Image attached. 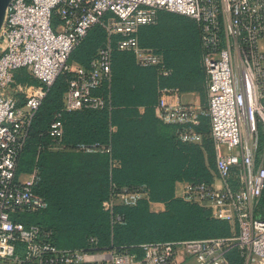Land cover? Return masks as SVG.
Returning a JSON list of instances; mask_svg holds the SVG:
<instances>
[{
	"label": "built area",
	"instance_id": "built-area-1",
	"mask_svg": "<svg viewBox=\"0 0 264 264\" xmlns=\"http://www.w3.org/2000/svg\"><path fill=\"white\" fill-rule=\"evenodd\" d=\"M159 9L199 21L207 103L182 101L178 87L162 86L155 113L176 124L183 141L201 140L195 127L207 116L215 153L214 181H183L175 194L208 207L213 217L228 221L231 232L143 242L139 257L114 247L97 248L92 235L87 248L59 247L50 230L19 220L23 213L47 206L34 190L37 167L26 178L16 175L31 120L47 88L64 71L73 74L62 110L105 105L94 90L111 75L109 37L88 65L68 63L72 48L95 23L108 36L120 34L116 46L133 51L139 65L169 73L162 54L140 45L135 35L140 25L155 21ZM53 15L58 17L54 28ZM19 68L41 83L16 81ZM59 114L50 124L54 137L62 133ZM260 129L264 133V0H10L0 27V259L11 264H264V218L256 214L264 193ZM78 146L101 150L97 143ZM146 196L145 185L113 186L102 207L112 222L120 221L113 213L115 205H134Z\"/></svg>",
	"mask_w": 264,
	"mask_h": 264
},
{
	"label": "trees",
	"instance_id": "trees-1",
	"mask_svg": "<svg viewBox=\"0 0 264 264\" xmlns=\"http://www.w3.org/2000/svg\"><path fill=\"white\" fill-rule=\"evenodd\" d=\"M136 35L140 45L162 54L169 73H159L154 65H139L133 51L116 46L120 34L108 36L105 28L95 23L69 56L86 66L109 37L113 46L111 75L94 90L105 98V105L62 110L63 94L73 72L59 73L42 97L17 156L16 171L29 173L37 167L39 179L34 190L47 201L45 208L27 211L19 220L50 230L59 247L87 248L92 235L97 248L114 247L139 257L143 242L231 232L228 221L213 217L208 207L175 194L178 181H214L215 153L208 117L201 116L195 127L202 135L200 141H183L177 125L162 121L154 110L162 86L196 89L201 105H206L200 23L185 14L160 10L155 21L141 25ZM76 48H81L77 54ZM15 80L41 83L24 68L16 71ZM58 112L62 133L54 137L50 124ZM260 142L264 147L261 129ZM80 143H97L101 150L84 151ZM140 185H145L147 196L134 205H115L113 213L121 220L112 222L102 207L112 187ZM150 201L163 202L164 209L152 210ZM256 214L264 218V193Z\"/></svg>",
	"mask_w": 264,
	"mask_h": 264
},
{
	"label": "crops",
	"instance_id": "crops-1",
	"mask_svg": "<svg viewBox=\"0 0 264 264\" xmlns=\"http://www.w3.org/2000/svg\"><path fill=\"white\" fill-rule=\"evenodd\" d=\"M160 10H164V9H159L158 11H160ZM158 11H157V13H158ZM156 17H157V15H156ZM136 34H137V31H136L135 35ZM136 37H137V35H136ZM206 91H207V89H206ZM180 97H181V100L185 101V102H192V103H196V104H200V105L202 104L201 94L196 89L180 90ZM205 98H206V95H205ZM182 186H183V181L176 182L175 183V193H178L181 190ZM149 206L152 210L164 209V203H161L158 201L149 202Z\"/></svg>",
	"mask_w": 264,
	"mask_h": 264
},
{
	"label": "rangeland",
	"instance_id": "rangeland-1",
	"mask_svg": "<svg viewBox=\"0 0 264 264\" xmlns=\"http://www.w3.org/2000/svg\"><path fill=\"white\" fill-rule=\"evenodd\" d=\"M57 22H58V17H56V16H54L53 15V17H52V21H51V25H52V27L54 28L55 27V25L57 24ZM79 43V42H78ZM77 43V44H78ZM79 51H81V48H76V51H75V53L77 54ZM73 54V53H72ZM68 63L70 64V66H75V64H79V63H77L75 60H74V58H73V55H71V56H69L68 57ZM19 69H22V68H19ZM19 69H16L15 70V73H16V71H18ZM27 72V71H26ZM262 135H263V137H264V133H262ZM222 150L223 151H226V147L225 146H222ZM16 175H19L21 178H26V177H28V172H26V171H23V170H18V171H16ZM0 264H11V262L9 261V260H7V259H0Z\"/></svg>",
	"mask_w": 264,
	"mask_h": 264
},
{
	"label": "water",
	"instance_id": "water-1",
	"mask_svg": "<svg viewBox=\"0 0 264 264\" xmlns=\"http://www.w3.org/2000/svg\"><path fill=\"white\" fill-rule=\"evenodd\" d=\"M9 1L10 0H0V27L3 22L6 6L8 5Z\"/></svg>",
	"mask_w": 264,
	"mask_h": 264
}]
</instances>
